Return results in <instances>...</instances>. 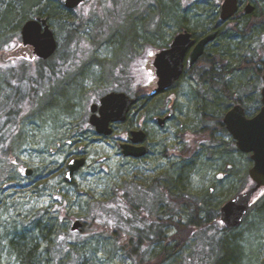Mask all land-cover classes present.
<instances>
[{
  "label": "rangeland",
  "instance_id": "obj_1",
  "mask_svg": "<svg viewBox=\"0 0 264 264\" xmlns=\"http://www.w3.org/2000/svg\"><path fill=\"white\" fill-rule=\"evenodd\" d=\"M33 1L27 0V8ZM150 1L151 4L146 2L145 5L139 3L138 0H111L108 5V23L104 27L106 29L104 32L101 25L102 17H97L95 14L88 16L86 6L79 12V19L69 18L68 22V20H63L64 13L62 14L56 9L57 4L63 8V0H38L35 2L38 4H33L25 11L23 9V6L25 7L24 0H0L1 117L6 111L9 112L17 88L23 90L25 95V99L18 103L20 106H16L21 114L24 113L18 129L15 130L14 124L7 120L0 123V139L10 138L15 133L13 139L6 143L5 154H0V264H21L13 250L12 240L15 235L23 233L27 235L28 240L35 239L37 241L40 264H206V257H209V262L213 260L212 264H217L218 260L227 257L228 249L219 245L216 262L214 255L211 251L206 250L202 241H199L197 246L195 241L188 242L179 253H174L179 247L172 246V249L164 254L157 245L150 249V245L146 244L149 239L145 237V233L138 229L129 245H126L125 248L120 245L117 239L120 216L117 214V208L120 206V187L126 182V179L132 178L135 169L133 166L124 165L114 138L97 142V137L91 135L89 144L93 143L88 151V164L78 173L75 185L66 189L65 198L60 205H56L53 199L46 198L44 200L39 196L42 187L39 190L37 187L34 190L28 188L25 190L26 182L15 171L16 167L20 165L24 168L34 169L37 176L43 170L44 165L48 166L46 167L48 174L59 169V165L66 164L74 151L68 148L61 149L58 146L57 132L60 125L64 124V116L86 117L89 114L90 105L111 92H124L132 96L134 76L136 75L133 71L136 60L131 54L134 45H140L141 53L144 55L152 43L157 44L156 46L163 45L166 38L176 33L182 26L196 33H203L204 29H198L196 21L200 19L210 27L218 16L223 0H204L200 4L192 5L188 9L189 12L182 10L181 0ZM254 1L259 5V13L262 15L264 0ZM198 6H201V12H199ZM8 9L15 16L12 20L4 23L2 17ZM177 10H179V14L181 13L187 18L185 25L180 24L182 18L176 20L178 24L170 18V15L174 11L177 13ZM43 13L51 16L55 31L62 41L59 54L45 65L39 64L36 60L28 61L15 57L4 60L5 41L12 38L18 46L21 43L20 31L26 20L33 15ZM261 15L258 17L259 19ZM155 18L159 21L158 28L154 27ZM259 19H247L249 27L259 22ZM103 20L105 21V19ZM245 22V20L236 21L239 25H243L242 27L245 26ZM235 25L233 26L235 27ZM261 31L262 29L258 26L256 34ZM244 35L246 34L244 33ZM65 38H68L67 42H64ZM245 38H242L243 44L239 48L240 51L246 50L253 40L252 38L248 41L249 39ZM218 40L215 41V46L211 51L219 48L221 41ZM78 42L82 43L78 46ZM237 59L239 57H235L234 60ZM55 66L60 75L80 69L81 74L76 77L77 85L74 91L63 85L67 80L59 82L55 81L53 75L43 76L44 72L40 68L53 69ZM32 67L36 71L40 70L39 73L32 74ZM246 74H236L233 85L234 90L242 97L245 109L247 107L249 112H253L261 106V103L259 106L258 100L261 99L260 91L263 82L259 83L252 72ZM54 82L60 87L57 89V85L55 91L48 96V91L53 89ZM37 85V92L34 95V100L37 98L36 108L33 111L34 114L29 115L28 96L33 86ZM183 88L185 96L179 103L180 113L174 126L178 124L179 131H187L189 148L191 151L193 150L194 154L198 149L201 150L199 151L200 156L195 154L192 157L194 159L190 158L193 166L188 169L186 180L189 195L195 202L198 199L204 200V198L210 200V207L214 209L218 206L220 209L225 201L252 188L247 182L252 164L249 157L241 155L237 149L234 151L230 148V144H227L233 141L230 135L224 136L217 134L218 131L215 132L212 137L223 139L225 143L214 144L208 140L211 137L210 132H199L206 126L201 118L202 115L198 112L202 109L199 107L204 104V100H198V98L204 97L205 91L203 88L193 87L190 78L181 83L179 90L182 92ZM71 97H74V107L71 109L73 113L67 115L70 111L62 110V113L65 112V114L56 116L62 103ZM55 105H57L56 111H54ZM144 115L150 116L147 112ZM147 126L151 137L156 138V132L160 130L150 123ZM175 130L171 126L165 132ZM201 143L209 145L203 147L202 150ZM212 145H217V147L208 148ZM233 146L231 145L232 148H235L234 144ZM197 157H200L199 160ZM222 157L224 158L222 159ZM99 160L105 161L102 164H97ZM151 174L146 173L145 175L151 178ZM148 178L137 177L135 185L144 187L140 182H146ZM55 181L58 183L60 180L57 178ZM55 181L51 180V183ZM14 182L17 183V187L8 189L7 184ZM56 185L59 184L53 185V189ZM49 186L52 189V185ZM51 207L55 211H60V216L54 217L50 214L48 209ZM44 210L48 214L41 216ZM35 215L41 218L45 229L44 234L47 230H53L47 240L38 230V222L31 221ZM189 216L188 213V218ZM202 217L204 218L203 214ZM81 218L86 222L85 231L72 232L70 228L73 222ZM188 220L185 216L184 222L187 223ZM108 221H112V223L109 224ZM120 221L124 224L126 219L120 217ZM141 221L149 222L145 219ZM176 221L179 220L173 219V224L169 226L170 238H173L176 233L174 225ZM210 225L215 228H211L210 232L206 230L198 233L197 236L200 240L208 239L209 241L217 236L223 240L221 242L223 246H230L228 251L235 247V252L233 251L223 264H233V262L264 264V197H261L260 194L255 198L253 206L240 228L222 231L218 223L214 222L213 225ZM108 229H114L113 233L107 231ZM138 241L142 242L139 243L142 244L140 245L141 249L136 245L131 246L133 242L137 244ZM237 249L241 253L240 256L236 253ZM136 251L141 252V255L135 256L134 252ZM205 254L207 255L205 256Z\"/></svg>",
  "mask_w": 264,
  "mask_h": 264
},
{
  "label": "flooded vegetation",
  "instance_id": "obj_2",
  "mask_svg": "<svg viewBox=\"0 0 264 264\" xmlns=\"http://www.w3.org/2000/svg\"><path fill=\"white\" fill-rule=\"evenodd\" d=\"M111 0H84L77 8L70 10L65 7V0L62 2V7L64 9V18L63 20H68L78 18L79 19V12L81 9H83L85 6L87 7L86 13L88 16L91 14H95L97 17H102L101 25L103 26V30L105 32L106 24L108 23V5ZM204 0H181L182 4V10L185 12H189L188 9L192 7V5L196 3H201ZM224 1V0H223ZM222 1V3H223ZM139 3L147 4L146 2L151 4L150 0H138ZM221 3V5H222ZM239 3V10L236 14V16L226 22H222L220 18V9L218 16L216 17V20L211 24L208 31L203 33H196L193 30L187 29L184 26H182L176 33H173L171 36H168L166 38V41L163 42V45L156 46L152 42V46L144 52V55H142L141 46L134 45V49L131 52L133 58L136 60V63L133 67V71H135L136 75L134 76V84H133V95L132 98L137 99L136 106L131 110V112L128 115V118L125 122L121 123H115L112 125L113 127V134L112 136H104L97 133L94 126L90 124V117L92 115L91 113V106L94 104L100 105V99L99 101H96L92 103L89 107V114L86 115V117H79L77 118L74 115L71 116H64L65 121L63 125H60L59 131L57 132V139H59L58 146L61 149H71L74 151L71 156L70 160L66 164L59 165V169L56 171H51L50 173H46L48 170V166L44 165L43 170L40 171V173L36 176V172L34 169L32 170V173L30 175H27V169L30 168H24L23 166L18 165L15 170L18 174L22 176V180L26 182V188L29 190H34L35 187H37V190L42 187V189L39 191V196H41L44 200L46 198L53 199L56 203V205H60V203L65 198L64 194L66 189L68 187H71L75 185V179L78 175V173L83 170L89 161V148L90 145L93 143L91 142V135H94L97 137L98 141H107L108 139L114 138L117 149L119 151V154L122 158V161L124 162L125 166H133L135 169V173L132 175V178L129 177L126 179V182L123 183L122 187H120V202L122 207V216L126 220L128 218H135L138 219L139 225L141 224V220H150V224H153L152 226H157V220L158 218H164L169 219L172 217L173 214V186H172V180L174 179L176 168L183 165L185 167L188 166V162H190L189 158V135L187 131H179V125L176 124L174 126V122L177 119L180 110H179V103L181 101V98L185 96L184 88L181 92L179 90V86L181 83L185 80L190 78L192 82L193 87H201L198 83V80L196 79V75H200L201 72H203L202 67V59L208 54V52L211 51V49L215 46V41L221 37V35L225 34H234L235 28L239 27L244 32V27H247L250 29V32H245L246 35H243V37H246L245 39H249L250 41L252 38L253 40L249 43L246 50H243L241 55H236V57H247V58H254L251 56V54H255L256 58H264V23L261 22V20L257 23H254L253 26L249 27V22L247 19L250 18V20L254 16H260L261 14L259 5L254 0H238ZM252 4L254 6V11L252 14H246L245 9L246 7ZM220 5V8H221ZM201 6H198V9L200 10ZM201 12V10L199 11ZM264 16V13L261 15ZM39 17L48 18V24L51 28V30L54 32V35L56 36V39L58 41V49L53 57H56L59 54L62 41L59 39L55 28L52 24L51 16L47 14H38L33 15L29 19L26 20H33L37 19ZM105 19V21L103 20ZM242 21L245 20V26L239 25L236 23V21ZM25 22V23H26ZM260 23V24H258ZM234 24L235 27L233 26ZM243 24V23H242ZM249 25V26H248ZM260 26L262 29L261 32L257 31V27ZM154 27H159V21L155 18L154 20ZM198 29H202L200 24H197ZM22 29V28H21ZM237 29V28H236ZM183 31H188L192 34V39L194 41V45L189 49L187 52L185 59H184V70L183 75L171 88H169L166 92L163 94H160L155 97H151L150 92L153 88H155L158 78H157V72L156 68L154 66V61L156 58V55L160 53L163 50L170 49L176 36L180 34ZM218 32L217 39L209 44L206 47L205 53L202 56V58L199 59L197 63H195L192 67L189 65V57L192 54L193 50L197 46V44L204 39L208 34ZM68 37V36H67ZM20 39H21V31H20ZM68 38L64 39V42H67ZM95 40V39H94ZM106 40V38H105ZM128 40V39H126ZM247 41V42H248ZM82 42H78V46ZM87 43V42H86ZM21 46V43L17 46L16 49L5 53L3 56L4 59H8L9 57H15L18 59H26V60H36L41 61L42 63H47L49 60H42L38 58L30 46L22 47L23 50H19ZM77 46V47H78ZM151 50L156 55L149 57L147 55V52ZM245 52H249V55H245ZM64 54V53H62ZM264 70V69H263ZM262 70V72H263ZM80 69H74L70 73L66 75H60L57 74L54 78L55 81L61 82L66 81L63 85L70 90H75V87L77 85L76 77L79 76L81 73L79 72ZM262 72H261V79H262ZM148 73H151L153 77H155L154 80L150 83L148 80ZM73 74H75L73 77H71ZM74 79L73 81H70ZM56 84L55 86H57ZM60 86H57V89ZM85 87V86H84ZM261 92V91H260ZM182 94V95H181ZM200 100V97L198 98ZM158 102V105H157ZM156 103V106L154 104ZM261 103V99H260ZM236 104L242 103H235ZM232 106V107H233ZM72 107H74V104L68 108L70 112L67 113V115L71 112ZM231 107V108H232ZM244 107V106H243ZM230 108V109H231ZM245 108V107H244ZM229 109V110H230ZM260 108L255 112L254 115L250 116L247 113L248 118H252L255 115L258 114L260 111ZM228 110V111H229ZM246 110V109H245ZM227 111V112H228ZM149 113L150 116L146 117V115L143 116L145 113ZM226 112V113H227ZM247 112V111H246ZM225 113V114H226ZM98 114V112H97ZM225 116V115H224ZM150 118V119H149ZM158 119H166L165 123L161 126L158 124ZM224 119V117H223ZM82 122H81V121ZM151 124L155 128H158L160 131L156 132L157 137H151V132H149L148 124ZM224 124V123H223ZM175 128V131L171 132H165L169 127ZM225 127V125H224ZM226 129V127H225ZM137 130H143L146 133L145 139L134 145L132 141V132ZM162 137V138H161ZM61 140V141H60ZM71 140L72 143L68 144L67 141ZM233 143L236 147L235 141L233 140ZM121 145H129V146H135L137 148H145V154L142 156L137 157H127L123 154V148H121ZM201 149L203 150L206 146V144L201 143ZM201 151L198 149L197 153ZM57 154V153H55ZM85 160V165L77 171L74 176L71 183L66 182L65 177L68 172V164L72 160ZM105 160H99L97 164L104 163ZM13 166H15L13 164ZM151 174V178H149L145 174ZM145 177L148 178L146 182H140L144 187L137 186L135 183L137 182V177ZM59 179L60 181L57 183L55 180ZM51 180H54V183H51ZM63 180V181H62ZM144 180V179H143ZM187 177H183V183L181 184L182 187V201L184 203V200H188V189L186 188ZM62 181V182H61ZM254 183V182H253ZM59 184L58 186L53 185ZM49 185H52V189ZM65 186V187H63ZM185 186V187H184ZM8 189L16 188L17 183H11L7 184ZM179 188V186H177ZM135 192L137 193V198L135 197ZM145 195L146 199L143 197ZM59 196L60 199L57 200L56 197ZM144 198V200L142 199ZM178 199V197H177ZM133 200V201H131ZM55 206V205H54ZM53 206V207H54ZM49 208V213L52 214L54 217L60 216V211H55L54 208ZM185 204L181 205V213L182 218L185 217V214L187 213L185 210ZM47 215L44 210L43 216ZM81 220L85 227V221L83 218L77 219ZM154 220V222H152ZM153 228V227H152ZM114 230V229H113ZM112 229H108L107 231H111L113 233ZM153 230V229H152ZM168 231V228H167ZM155 234L150 235V240H155ZM119 241L120 245L125 248L126 245H129L130 241L127 233H125V228L122 229L120 235H119ZM142 245V244H141ZM152 246V245H151Z\"/></svg>",
  "mask_w": 264,
  "mask_h": 264
},
{
  "label": "trees",
  "instance_id": "obj_3",
  "mask_svg": "<svg viewBox=\"0 0 264 264\" xmlns=\"http://www.w3.org/2000/svg\"><path fill=\"white\" fill-rule=\"evenodd\" d=\"M37 1L38 0H34L33 3L31 5H29V7H31L33 4H38V3H35ZM24 2H25V7L23 6V9L25 11V9L27 8V6H26L27 0H24ZM54 6H53V8H54ZM56 9H58L57 11H59L60 13L65 14L64 9L61 8L58 4L56 5ZM14 16H15V14L10 9H8L3 14V17H2L3 20L2 21L5 23L6 21L12 20L14 18ZM170 18L173 20V22L175 21L176 24H178V22L176 20H178L180 18H182V21L180 24L185 25V23L187 22V20H186L187 18L183 14H181V13L179 14V10H177V13H176V11H174V13L170 15ZM253 18L259 19L258 16L257 17L254 16ZM260 19H261V22L264 23V16H261ZM260 19H259V21H260ZM196 24H200L201 26H204V27H202V29H204V32L205 31L207 32L208 29L210 28L208 24H205L204 21H200V19H198L196 21ZM236 28H235L234 34H225V35L222 34L221 37H219L218 41H221L219 48L215 49L214 51L208 52V54L202 59V61H201L202 67L201 68L203 69V72H201L200 75H196V79L199 82L198 84L201 86L198 88H200V89L203 88L205 91V96L200 98V99L204 100V104H202L199 107L202 109H200V111H198V112L202 115L201 118L206 123V126L202 130H200L199 132H204V131L210 132L211 137L208 140H210V142L214 143V144L225 143L223 141V139H218L216 137H212V135L215 132L218 131L217 134H219V135H224V136L229 135V133L227 132V130L225 129L224 124H223V116L225 115V113L235 103L239 102V103L244 104L242 97L238 94L237 91L234 90L233 79L236 76V74L242 73V75H247L246 74L247 72H252L255 75L256 79L259 81V83H261V81H262L261 72L264 69V58L263 57L258 59L255 57V54H251V56L254 58L239 57V59L234 60L236 55H241V53L243 52V51L241 52L239 50V48L243 44L242 38H243V35L245 33V32L240 31L241 29L239 27H236ZM243 29L246 32L249 31V28H247V27H244ZM245 55H249V52H245ZM3 59H4V57H3ZM4 60H7V59H4ZM38 62H39V64H42V65L46 64V63H42L41 61H38ZM6 70H11V69H6ZM40 70L44 72L43 76H46V77H50L51 75H53V78H55L56 75L59 74L56 71L57 70L56 66L53 69H51V68H40ZM40 70L36 71V69H34V67H32L31 73L32 74L37 73V72L39 73ZM3 72H5V70H3ZM247 78L250 80L249 77H247ZM55 85H56V83L54 82L53 89H50L48 91V96L51 95L55 91L54 90L56 87ZM12 86H14V85L12 84ZM37 87H38V85L33 86L32 91L30 92V94L28 96L29 107H30V109L28 110V111H30L29 115L34 114L33 111L36 108L37 98L34 100V95L37 92L36 91ZM24 99H25V95L23 93V90H21L20 88H17L16 93L13 97L12 102H11V106L9 107V112L6 111L5 113H3L2 117L0 115V123L7 120L8 122H12L14 124L15 130L18 129L19 122L22 119V117L24 116V113L21 114V112H19V110L16 106H20V105H18V103H21ZM73 101H74V97L66 99L62 103L61 109L58 110V113L56 114V116L65 114V112L62 113V110H68V108L70 106H72ZM258 103L260 106L259 100H258ZM56 107H57V105L54 106V111H56V109H55ZM258 109H259V107L255 111L249 112L248 108L246 107V111H247L246 113H248V115L252 116L255 114V112ZM14 136H15V133L10 138L0 139V154H5L4 151L6 149V143H8V141L12 140ZM227 144H230V148L232 150H234V151L236 150V148H232V147H234L233 141H231ZM207 145H209V144H206V146ZM231 145H232V147H231ZM216 147H217V145H215V146L212 145V147L210 146L208 148H216ZM192 151L190 150V152H189V158L194 159L192 157H194L195 154L200 156L199 152L198 153L196 152L194 154ZM237 152H239L241 155L243 154L238 150H237ZM244 155H246V154H243V156ZM246 156L249 157L248 155H246ZM199 158H198V160H199ZM223 158L224 157H222V159ZM249 159H250V157H249ZM249 161L251 162V160H249ZM251 164H252V162H251ZM192 166H193L192 161H190V162H188L187 167L181 165V166L176 168L175 175H174L175 177L172 180V186H173V204H172L173 210L172 211H173V214H172V217L169 219L158 218V220L156 221L157 226H152L153 224L149 223L150 220L148 223L141 221V224L139 225V222L137 221L138 219H135V218H131V219L128 218L126 220V222L123 224V222L120 221V217H123L122 216V207H121V202H120V206H119V208H117V214L118 215L120 214L119 220H118L119 228L117 229L118 241H119L118 237H119L122 229L125 228V233H127L129 240L134 239V235L136 233L135 231L138 229V230H140V232L145 233V237L149 239L148 241H146V244L148 246L150 245V249L153 246L157 245L160 247L159 248L160 251L164 254L168 253L172 249V246L174 248L176 246H178L179 247L178 250L174 253H179L182 251V248L188 242H191V241H195L196 246H197V243H199V241H202L204 243V245L206 246V250L212 252V255H214V260L216 259V262H217V258H216L217 257V248L219 247V245L222 248H224V249L227 248L229 250L230 246H226V245L223 246L221 244V242L223 240L217 238V236L214 239L209 240V241H208V239L206 241L200 240L199 236H197V234L198 233L200 234L202 231L203 232H205L206 230L207 231L209 230L208 232L212 231L211 228H215V226L211 227L210 224L213 225L214 222L218 223L220 225L219 227L222 228V231H229V230L220 224V221H221L220 220V209L218 208V206L213 209L209 205L210 200H205V198H204V200H201V201L198 199V201L195 202L192 199L193 197L191 195H189L188 185H185V186L188 189L189 199L184 200V203H183L181 184L183 183V177L184 178L187 177L188 172H189L188 169ZM248 176H249V174H248ZM247 182H248V185L249 184L251 185L250 187L254 186V183L251 180L250 176L248 177ZM177 186H179V188H177ZM135 197H137L136 192H135ZM143 197L145 198V195ZM143 197H142V199L144 200ZM177 197H178V199H177ZM182 204H185L184 210L187 212L185 214V216H187V219H189L187 223L184 222L185 217L182 218V213H181V205ZM188 213L190 214L189 218H188ZM202 214H203L204 218L202 217ZM35 216L33 218H31V221L32 222L33 221L38 222L37 228L41 232L43 237L47 240V238L49 237L50 233L53 230L52 229H50L49 231L47 230V232H45V234H44L45 229L42 225L43 223L41 222V218H38V215H35ZM41 216H43V215L41 214ZM173 219L179 220L181 222L176 221V223L174 224L176 227V229H175L176 233H175L173 238H170L168 231H167V228L169 230V228H170L169 226L173 224ZM136 221H137L138 225L136 224ZM152 222H154V220H152ZM85 228H86V222H85V227L83 228V231H85ZM236 229H238V228H236ZM231 230H234V229H231ZM151 234H155V236H156V237H154L155 240H152V241L150 240ZM119 243H120V241H119ZM139 243H142V242L138 241L137 244L133 242V244H131V246L136 245L139 247V249H141V246H140L141 244H139ZM68 245H70V244H68ZM12 246H13L14 252L19 257L21 264H40L39 257L37 254L38 244H37V241L35 239L28 240V237L25 233H23L22 235H15L14 239L12 240ZM234 249H235V247L233 249L230 248V251L227 250V252H226L227 257H229V255H231V253H233ZM134 253H135V256L141 255V252H139V251H136ZM236 253L238 254V256H240L239 254H241L238 251V249L236 250ZM206 255L207 254H205V256ZM227 257L225 259L218 260L217 264H223L227 260ZM208 259H209V257H206V264H212L213 260L212 261L210 260V262H209ZM233 264H238V263L233 262Z\"/></svg>",
  "mask_w": 264,
  "mask_h": 264
},
{
  "label": "water",
  "instance_id": "obj_4",
  "mask_svg": "<svg viewBox=\"0 0 264 264\" xmlns=\"http://www.w3.org/2000/svg\"><path fill=\"white\" fill-rule=\"evenodd\" d=\"M84 0H65V7L73 10ZM239 10L238 0H224L220 8V18L226 22L234 18ZM254 6L249 4L245 12L252 14ZM218 37V32L208 34L202 39L189 57V65L192 67L205 53L206 47ZM22 47L30 46L36 56L42 60L52 58L57 49L58 41L48 24V18L39 17L27 21L21 29ZM194 45L192 34L183 31L178 34L170 49L163 50L156 55L154 66L157 72L158 82L150 92L151 97L158 96L171 88L183 75L184 59L189 49ZM20 48L23 50V48ZM264 84V70L262 72ZM137 99L124 92H111L100 99V105L91 106L90 124L95 127L100 135L112 136L115 123L125 122L131 110L136 106ZM261 109L257 115L248 118L245 108L241 104L233 106L224 116L223 123L228 133L235 141L237 149L250 155L253 163L249 176L255 186L243 193L237 194L226 201L220 208V220L228 229H236L242 226L255 198L264 190V87L261 90ZM98 112V114H97ZM166 119H158L159 125H163ZM146 137L143 130L132 132L134 145L142 142ZM123 154L127 157L142 156L145 148L121 145ZM85 165V160H72L68 164L66 182L71 183L74 174ZM32 173L27 169V175ZM83 223L75 220L71 226L72 232H81Z\"/></svg>",
  "mask_w": 264,
  "mask_h": 264
},
{
  "label": "snow or ice",
  "instance_id": "obj_5",
  "mask_svg": "<svg viewBox=\"0 0 264 264\" xmlns=\"http://www.w3.org/2000/svg\"><path fill=\"white\" fill-rule=\"evenodd\" d=\"M16 48H17V42H16L14 39L10 38L8 41H5V43H4V47H3V51H4L5 53H8L10 50H14V49H16ZM147 55H148L149 57H152V56H155L156 54H155L153 51L149 50V51L147 52ZM22 59H23V58H22ZM154 79H155V77H153L151 73H148V80H149V82L151 83L152 80H154ZM67 143H68V144H71L72 141L69 140V141H67ZM220 179H223V177H220ZM260 195H261V197H264V192H261ZM56 199L59 200L60 197L57 196ZM108 223L111 224L112 221H108ZM223 223H224V221L221 220V221H220V224L223 225ZM61 239H63V237H61Z\"/></svg>",
  "mask_w": 264,
  "mask_h": 264
}]
</instances>
